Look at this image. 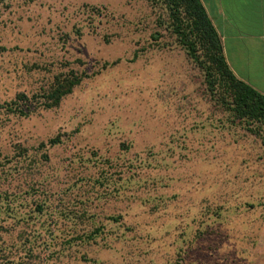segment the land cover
<instances>
[{"label":"rangeland","instance_id":"rangeland-1","mask_svg":"<svg viewBox=\"0 0 264 264\" xmlns=\"http://www.w3.org/2000/svg\"><path fill=\"white\" fill-rule=\"evenodd\" d=\"M229 98L164 0L1 2L0 264H264V124Z\"/></svg>","mask_w":264,"mask_h":264},{"label":"trees","instance_id":"trees-1","mask_svg":"<svg viewBox=\"0 0 264 264\" xmlns=\"http://www.w3.org/2000/svg\"><path fill=\"white\" fill-rule=\"evenodd\" d=\"M7 0H0L4 2ZM172 21V31L187 55L204 71L208 87L212 89L216 83L227 88L230 98L222 100L239 118L256 120L264 124V94L258 92L242 80L238 79L229 68L222 51L221 40L200 0H164ZM81 81V76L74 71L56 74L50 86L39 96V104L44 108L59 105L63 97ZM26 99L25 94L18 95ZM23 114V110H19ZM60 142L59 136L42 141L40 147L45 148ZM20 155L26 149L19 147ZM44 157H47L46 154ZM42 207H39V211ZM1 250V249H0ZM31 250L25 254L31 259ZM9 258V254L5 256Z\"/></svg>","mask_w":264,"mask_h":264},{"label":"crops","instance_id":"crops-1","mask_svg":"<svg viewBox=\"0 0 264 264\" xmlns=\"http://www.w3.org/2000/svg\"><path fill=\"white\" fill-rule=\"evenodd\" d=\"M235 76L264 94V0H200Z\"/></svg>","mask_w":264,"mask_h":264}]
</instances>
